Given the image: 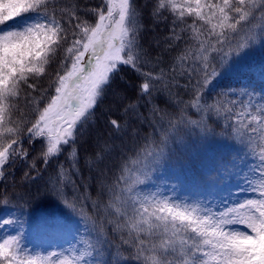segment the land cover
<instances>
[{
	"label": "snow or ice",
	"instance_id": "1",
	"mask_svg": "<svg viewBox=\"0 0 264 264\" xmlns=\"http://www.w3.org/2000/svg\"><path fill=\"white\" fill-rule=\"evenodd\" d=\"M257 45L264 0H0V206L35 187L87 229L44 257L9 235L0 264H264V87L209 93ZM213 138L254 166L145 190Z\"/></svg>",
	"mask_w": 264,
	"mask_h": 264
},
{
	"label": "trees",
	"instance_id": "2",
	"mask_svg": "<svg viewBox=\"0 0 264 264\" xmlns=\"http://www.w3.org/2000/svg\"><path fill=\"white\" fill-rule=\"evenodd\" d=\"M24 21H17L9 27H20ZM264 46L257 45L245 56L235 61L232 66L219 76L209 89L214 94L222 89L238 88L251 85L257 90L264 87ZM107 110V105L104 106ZM193 119L197 118L195 115ZM195 137H193V140ZM229 160L235 161L240 167L238 172H247L253 165L251 157H246L243 150L236 144L220 139H208L192 143L186 151L177 153L166 168L160 169L153 177L154 183H150L146 191L166 187V182L178 180L180 187L176 189L178 196L183 198L185 193L195 194L206 187V174L214 172ZM243 183L242 176H236L231 183ZM228 189V188H227ZM241 190V187H238ZM36 192L32 187L30 193L25 195L23 201L15 202L7 207L0 206V222L10 219L13 223L0 225V241L9 235L23 236V243L38 257H44L51 251L62 252L70 247H77L82 239H86L85 232L78 216L52 196ZM229 189L225 192L227 194ZM23 194V193H22ZM54 211L64 212L65 224L61 231L54 234L49 226H43L41 220L43 214L51 215ZM50 244V245H49ZM46 245L49 247L47 248Z\"/></svg>",
	"mask_w": 264,
	"mask_h": 264
},
{
	"label": "rangeland",
	"instance_id": "3",
	"mask_svg": "<svg viewBox=\"0 0 264 264\" xmlns=\"http://www.w3.org/2000/svg\"><path fill=\"white\" fill-rule=\"evenodd\" d=\"M234 201H236V199ZM55 212H58V211H55ZM45 224H46V222H43V225H45ZM64 224H65V222L62 221L61 223L58 222L56 225H51L50 227L53 228V230H54L53 232H57L58 230H60L59 227L63 226Z\"/></svg>",
	"mask_w": 264,
	"mask_h": 264
}]
</instances>
